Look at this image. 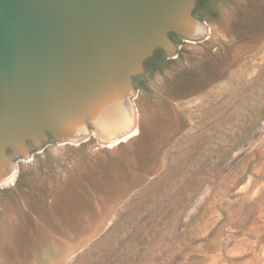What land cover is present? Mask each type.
I'll list each match as a JSON object with an SVG mask.
<instances>
[{
    "label": "rangeland",
    "instance_id": "obj_1",
    "mask_svg": "<svg viewBox=\"0 0 264 264\" xmlns=\"http://www.w3.org/2000/svg\"><path fill=\"white\" fill-rule=\"evenodd\" d=\"M211 1L147 63L123 142L89 126L15 163L0 264H264V0Z\"/></svg>",
    "mask_w": 264,
    "mask_h": 264
},
{
    "label": "water",
    "instance_id": "obj_2",
    "mask_svg": "<svg viewBox=\"0 0 264 264\" xmlns=\"http://www.w3.org/2000/svg\"><path fill=\"white\" fill-rule=\"evenodd\" d=\"M197 0H0V182L50 140L120 142L135 78L205 32ZM67 256V255H66Z\"/></svg>",
    "mask_w": 264,
    "mask_h": 264
},
{
    "label": "trees",
    "instance_id": "obj_3",
    "mask_svg": "<svg viewBox=\"0 0 264 264\" xmlns=\"http://www.w3.org/2000/svg\"><path fill=\"white\" fill-rule=\"evenodd\" d=\"M215 7H216V2H212L211 0H197L196 7L194 9V15L201 21L209 20L211 18L210 14H211V12H214ZM170 37L176 44H178L182 41V38L175 33H171ZM155 54L160 55L162 62L166 59L165 53L161 49L157 50ZM153 56L150 59H148L145 63V74L140 75V76L135 78V83H136L137 89L142 87L141 82L148 75V64L147 63L154 61ZM155 67H156V65L155 66L153 65V68H155Z\"/></svg>",
    "mask_w": 264,
    "mask_h": 264
},
{
    "label": "bare ground",
    "instance_id": "obj_4",
    "mask_svg": "<svg viewBox=\"0 0 264 264\" xmlns=\"http://www.w3.org/2000/svg\"><path fill=\"white\" fill-rule=\"evenodd\" d=\"M130 129H131V128H130ZM130 129H129V130H130ZM127 132H128V131H127ZM13 176H14V173H11L9 177H7L6 179L2 180L0 183H7V182L11 181V179L13 178ZM64 255H66V254H64ZM64 258H65V257H64Z\"/></svg>",
    "mask_w": 264,
    "mask_h": 264
},
{
    "label": "crops",
    "instance_id": "obj_5",
    "mask_svg": "<svg viewBox=\"0 0 264 264\" xmlns=\"http://www.w3.org/2000/svg\"><path fill=\"white\" fill-rule=\"evenodd\" d=\"M120 142H123V141H120ZM120 142H118V143H120ZM118 143H117V144H118Z\"/></svg>",
    "mask_w": 264,
    "mask_h": 264
}]
</instances>
